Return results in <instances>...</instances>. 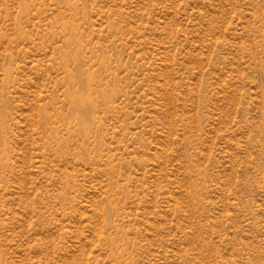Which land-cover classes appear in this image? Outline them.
<instances>
[{
	"label": "rangeland",
	"instance_id": "obj_1",
	"mask_svg": "<svg viewBox=\"0 0 264 264\" xmlns=\"http://www.w3.org/2000/svg\"><path fill=\"white\" fill-rule=\"evenodd\" d=\"M0 264H264V0H0Z\"/></svg>",
	"mask_w": 264,
	"mask_h": 264
},
{
	"label": "bare ground",
	"instance_id": "obj_2",
	"mask_svg": "<svg viewBox=\"0 0 264 264\" xmlns=\"http://www.w3.org/2000/svg\"><path fill=\"white\" fill-rule=\"evenodd\" d=\"M75 103H77L78 107L81 108L83 110V108H85V103L87 102L86 99L83 97L81 99L79 98H75L73 100Z\"/></svg>",
	"mask_w": 264,
	"mask_h": 264
}]
</instances>
